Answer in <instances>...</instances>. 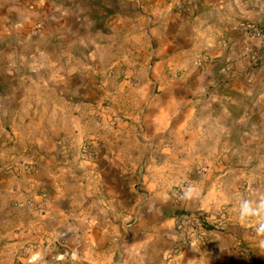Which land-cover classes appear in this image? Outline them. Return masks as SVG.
<instances>
[{"label":"crops","instance_id":"0c3cea01","mask_svg":"<svg viewBox=\"0 0 264 264\" xmlns=\"http://www.w3.org/2000/svg\"><path fill=\"white\" fill-rule=\"evenodd\" d=\"M236 17L260 20L232 0H0V264L27 242L25 264H248L261 214L226 192L264 137V38ZM195 209L210 222L180 245Z\"/></svg>","mask_w":264,"mask_h":264},{"label":"rangeland","instance_id":"374dc122","mask_svg":"<svg viewBox=\"0 0 264 264\" xmlns=\"http://www.w3.org/2000/svg\"><path fill=\"white\" fill-rule=\"evenodd\" d=\"M237 1L240 6H244L250 2V6L255 8L257 12L260 14V20L257 22L251 21L248 18H238L237 20L241 21H251L257 24L263 32H264V0H232ZM264 124L260 126L259 129H263ZM263 140H260L259 143L251 144L250 147L245 148L246 154L243 151V148H240L239 152H241L240 160L244 163H241L239 168L241 169L239 172V190H232L226 192L229 197L228 204L231 205L232 200H238V204L247 203L249 206H253V208L257 209L259 214H261L260 220L255 218L257 221H252L253 225L247 226L246 228H254L252 235H256L257 239L252 250H249V262L248 264H264V231H260L261 228H264V137ZM253 156V158H250ZM260 172H259V171ZM257 171V172H256ZM243 173H247L243 175ZM236 178V177H235ZM187 183L182 185V188L186 187ZM188 187V186H187ZM246 205V204H245ZM260 209V211H259ZM191 212V211H190ZM189 213V212H185ZM239 224V222H237ZM244 226V225H242ZM1 230H3L1 228ZM246 253V252H245ZM19 254L16 255L14 260V264H17Z\"/></svg>","mask_w":264,"mask_h":264},{"label":"built area","instance_id":"2783aa9c","mask_svg":"<svg viewBox=\"0 0 264 264\" xmlns=\"http://www.w3.org/2000/svg\"><path fill=\"white\" fill-rule=\"evenodd\" d=\"M241 29L250 36L264 38L263 30L254 22H242ZM207 58L208 56L205 53L198 55L195 61L197 66L203 67ZM81 154L84 157H88L90 159L93 158L95 152L91 148L90 144H84L81 148ZM185 188L187 189V185L184 187V189ZM209 222L210 217L201 209H195L189 213H178L176 216L175 228L179 244L186 246L196 242L200 238L201 234L205 231V228ZM37 246L38 244L35 242L25 243L22 247V252L19 254L20 256L18 258L17 264H25L24 261H27V263H32L34 258L30 256V252Z\"/></svg>","mask_w":264,"mask_h":264},{"label":"clouds","instance_id":"9594fccd","mask_svg":"<svg viewBox=\"0 0 264 264\" xmlns=\"http://www.w3.org/2000/svg\"><path fill=\"white\" fill-rule=\"evenodd\" d=\"M260 231H264V228H261Z\"/></svg>","mask_w":264,"mask_h":264}]
</instances>
